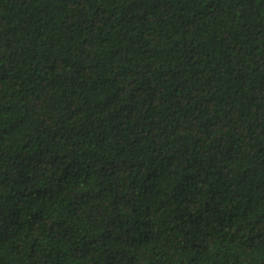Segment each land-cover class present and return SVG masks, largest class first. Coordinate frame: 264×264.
<instances>
[{"label":"trees","instance_id":"16d2710c","mask_svg":"<svg viewBox=\"0 0 264 264\" xmlns=\"http://www.w3.org/2000/svg\"><path fill=\"white\" fill-rule=\"evenodd\" d=\"M0 264H264V0H0Z\"/></svg>","mask_w":264,"mask_h":264}]
</instances>
